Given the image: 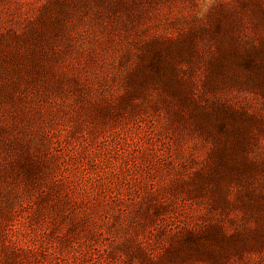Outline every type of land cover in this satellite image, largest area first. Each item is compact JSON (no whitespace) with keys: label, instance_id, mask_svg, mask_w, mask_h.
Masks as SVG:
<instances>
[{"label":"rangeland","instance_id":"374dc122","mask_svg":"<svg viewBox=\"0 0 264 264\" xmlns=\"http://www.w3.org/2000/svg\"><path fill=\"white\" fill-rule=\"evenodd\" d=\"M0 264H264V0H0Z\"/></svg>","mask_w":264,"mask_h":264}]
</instances>
